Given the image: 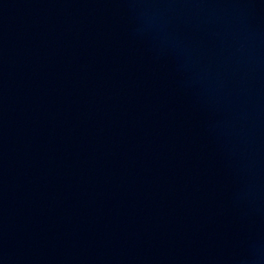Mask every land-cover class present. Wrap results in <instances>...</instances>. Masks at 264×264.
Here are the masks:
<instances>
[{
    "label": "water",
    "instance_id": "obj_1",
    "mask_svg": "<svg viewBox=\"0 0 264 264\" xmlns=\"http://www.w3.org/2000/svg\"><path fill=\"white\" fill-rule=\"evenodd\" d=\"M0 264H264V0H0Z\"/></svg>",
    "mask_w": 264,
    "mask_h": 264
}]
</instances>
